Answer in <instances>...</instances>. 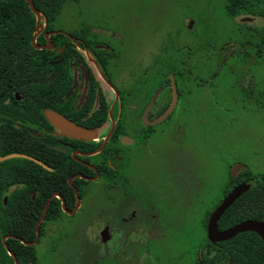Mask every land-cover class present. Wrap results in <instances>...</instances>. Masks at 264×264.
I'll list each match as a JSON object with an SVG mask.
<instances>
[{
	"label": "flooded vegetation",
	"instance_id": "obj_1",
	"mask_svg": "<svg viewBox=\"0 0 264 264\" xmlns=\"http://www.w3.org/2000/svg\"><path fill=\"white\" fill-rule=\"evenodd\" d=\"M89 25L90 31L66 33L52 27L49 31L57 32L43 33L45 43L50 35L63 34L79 52L80 62L42 63L28 72L14 55L10 65L0 66L10 68V75L16 76L17 70L26 85H39L33 91L24 86L27 95L10 85L0 86V153L18 150L0 154V201L1 205L9 202L10 230L0 236L1 246L7 252L5 239L10 244L23 240L14 233L18 216L33 219L34 235L27 242H32L28 245L36 257L35 245L47 241L48 223L66 216L79 222L82 238L78 244L89 230L93 243L109 248L106 257L119 258L121 252L130 251L131 264H261L264 245L253 231L215 242L206 238L211 211L234 186L241 182L250 186L251 181L232 175L220 186L216 202L201 221L203 235L192 241L191 213L184 207L189 184L186 166L178 169L176 177L147 175L149 169L168 174L174 170L170 161L179 125L173 110L180 97L176 78L180 71L139 63L138 57L128 65L121 60L123 38L98 23ZM38 26L34 41L41 30ZM96 26L106 32L95 30ZM169 44L164 37L156 48L169 50ZM173 92L171 110L156 120L171 103ZM48 112L94 130V136L76 139L62 134L47 120ZM31 136L40 142H33ZM175 196L178 207H173ZM235 200L217 219L218 231L253 219L227 225L223 214L233 210ZM129 227L132 237L126 234ZM115 247H119L117 252Z\"/></svg>",
	"mask_w": 264,
	"mask_h": 264
},
{
	"label": "rangeland",
	"instance_id": "obj_2",
	"mask_svg": "<svg viewBox=\"0 0 264 264\" xmlns=\"http://www.w3.org/2000/svg\"><path fill=\"white\" fill-rule=\"evenodd\" d=\"M146 1L65 0L52 27L68 33L90 31L89 24L98 23L123 38L121 60L128 65L138 57L139 63L180 71L176 74L180 97L173 110L179 125L170 161L174 170L168 174L149 169L147 175L176 177L186 166L184 207L191 213V239L198 241L203 235L201 221L216 202L220 186L232 176V167L241 165L235 176L242 170L264 174V43L260 42L264 0H245L234 16L226 13V0ZM103 29L95 28L106 32ZM164 37L170 48L158 51L157 42ZM178 206L175 196L173 207ZM78 223L66 216L49 222L47 241L35 245L37 264H131L130 251L121 252L119 258L106 257L109 248L93 243L89 230L78 244L82 238ZM129 228L126 234L132 237ZM5 260L0 249V264Z\"/></svg>",
	"mask_w": 264,
	"mask_h": 264
},
{
	"label": "trees",
	"instance_id": "obj_3",
	"mask_svg": "<svg viewBox=\"0 0 264 264\" xmlns=\"http://www.w3.org/2000/svg\"><path fill=\"white\" fill-rule=\"evenodd\" d=\"M64 1L32 0L36 11L32 12L26 0H0V66L10 65L14 55L19 57L18 63L22 66V69L28 72H33L35 70L34 66L42 63L56 65L80 62L79 52L61 33L49 36V40L52 42L51 49H36L29 43L31 36L36 33L38 25H41V30L37 32L35 42L37 44L45 43L43 33L52 30L51 24ZM244 1L226 0V13L231 16L238 14L240 9L243 8ZM261 14H264V12H261ZM16 33H20L21 36H16ZM260 42L264 43V31L260 36ZM9 70L10 68H0V86L10 85L14 89L21 91L23 95L29 93V90L25 91L26 87L24 86H30L31 91L39 88V85L35 83L26 85L27 82L24 81V78L17 76L18 72L16 69V76L10 75ZM30 94L34 93L31 92ZM262 95L264 102V90ZM31 139L33 142H40L36 137L31 136ZM17 151L12 150L10 152H1L0 154ZM257 176L259 178L255 179ZM236 179L251 181L252 184L231 205L230 208L233 210L230 211L228 209L227 214L226 212L223 214L228 219L227 225L246 217L264 223V174L256 175L248 170H242L237 174ZM0 204H2L1 201ZM2 208L4 209V214L0 215V236L10 232L9 215L7 214L9 202L6 205H2ZM17 221L14 233L25 241L31 240L34 235L33 219L27 221L25 217L18 216ZM255 238H257L256 235ZM10 241L8 238L5 239L6 249L13 253L17 264H37L32 246L24 245L17 240H15V244H10ZM0 247L1 252L6 256V260L2 261L1 264H13V258L7 254L2 246ZM254 264H259V262L254 261Z\"/></svg>",
	"mask_w": 264,
	"mask_h": 264
},
{
	"label": "water",
	"instance_id": "obj_4",
	"mask_svg": "<svg viewBox=\"0 0 264 264\" xmlns=\"http://www.w3.org/2000/svg\"><path fill=\"white\" fill-rule=\"evenodd\" d=\"M29 9L32 12H36L35 8L32 4V0H26ZM244 20V19H242ZM57 31H49L48 34L50 33H55ZM35 34H33L32 39H31V44L35 48H47L51 49L52 48V43L51 41L47 38L46 43L44 45H37L34 41ZM175 100V94L173 92L172 94V100L169 106L165 109V111L159 116L156 120L161 119L166 113H168ZM46 118L47 120L52 123L57 129L61 131L62 134L67 135L72 138L76 139H84V138H91L94 136V130H87L83 129L76 124H73L66 120L65 118L54 114V113H46ZM241 166L239 164L234 165L231 170V175H234V172L237 170V168ZM249 185L247 183L241 182L234 186L220 201V203L211 211V213L208 216L207 223H206V238L210 242H215L218 240H223L226 238H231L232 236L236 235L239 232L242 231H253L255 232L260 239L263 242L264 245V223L258 220L254 219H246L243 220L239 223H236L232 225L231 227L223 230V231H218L216 229V221L219 218V216L222 214V212L239 196L241 195L244 191L248 189ZM4 239V238H3ZM23 244L28 245L32 242H27L20 240ZM7 253L12 256L14 264H17L13 253L9 250H7ZM264 264V257L262 260V263Z\"/></svg>",
	"mask_w": 264,
	"mask_h": 264
}]
</instances>
